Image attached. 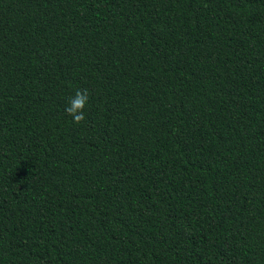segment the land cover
<instances>
[{"label":"trees","instance_id":"1","mask_svg":"<svg viewBox=\"0 0 264 264\" xmlns=\"http://www.w3.org/2000/svg\"><path fill=\"white\" fill-rule=\"evenodd\" d=\"M0 264H264V0H0Z\"/></svg>","mask_w":264,"mask_h":264},{"label":"clouds","instance_id":"2","mask_svg":"<svg viewBox=\"0 0 264 264\" xmlns=\"http://www.w3.org/2000/svg\"><path fill=\"white\" fill-rule=\"evenodd\" d=\"M89 98L88 89H78L73 96L69 97L65 112L72 117L74 123L80 124L85 120L84 109Z\"/></svg>","mask_w":264,"mask_h":264}]
</instances>
